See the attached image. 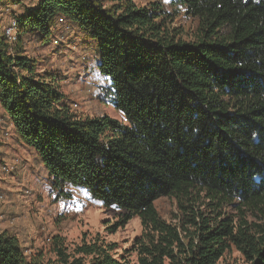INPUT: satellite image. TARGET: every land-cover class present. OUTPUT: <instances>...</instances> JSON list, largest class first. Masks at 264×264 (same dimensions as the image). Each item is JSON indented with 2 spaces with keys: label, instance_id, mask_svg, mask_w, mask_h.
Returning <instances> with one entry per match:
<instances>
[{
  "label": "trees",
  "instance_id": "1",
  "mask_svg": "<svg viewBox=\"0 0 264 264\" xmlns=\"http://www.w3.org/2000/svg\"><path fill=\"white\" fill-rule=\"evenodd\" d=\"M9 1L23 11L12 19L14 52L0 35L8 125L57 202L85 192L122 213L111 232L138 218L141 233L119 255L116 244L70 248L60 235L26 255L2 232L0 264H221L232 250L264 264V0ZM179 14L196 21L189 40L172 26ZM61 17L96 43L108 80L97 90L121 120L73 113L55 77L21 52L25 36L50 41ZM159 198L175 201V223L156 212Z\"/></svg>",
  "mask_w": 264,
  "mask_h": 264
},
{
  "label": "rangeland",
  "instance_id": "2",
  "mask_svg": "<svg viewBox=\"0 0 264 264\" xmlns=\"http://www.w3.org/2000/svg\"><path fill=\"white\" fill-rule=\"evenodd\" d=\"M96 1V0H92ZM104 7L110 8L118 0H98ZM138 6H147L155 0H131ZM168 8L169 0H157ZM25 6L34 0H22ZM23 6L9 0H0V35L13 27V17L20 15ZM53 30V36L45 44H39V38L25 36L21 52L32 58L39 75L54 76L69 103L70 110L78 116L108 115L121 120L119 113L107 101H102L98 87L107 86L108 80L97 72L98 49L96 43L85 39L71 22L59 18ZM180 30L184 40L196 26V21L179 14L172 24ZM16 28L12 32L10 53L14 52ZM46 170L38 163L34 151L25 148L13 133L0 109V233L15 235L25 250V254L47 248L49 239L54 235L62 236L73 248L83 238H94L116 244L117 255L131 250L135 238L141 233V222L132 218L120 226L116 232L110 227L120 220L121 212L106 209L88 199L85 192L74 191L72 200L57 202L46 186ZM201 205V204H200ZM154 207L160 218L173 222L177 205L173 199L159 198ZM233 207L225 209L227 215L234 213ZM248 221L254 220L249 212ZM249 214V216H248ZM221 264H243L239 253L228 252ZM83 264H88L84 258Z\"/></svg>",
  "mask_w": 264,
  "mask_h": 264
},
{
  "label": "bare ground",
  "instance_id": "3",
  "mask_svg": "<svg viewBox=\"0 0 264 264\" xmlns=\"http://www.w3.org/2000/svg\"><path fill=\"white\" fill-rule=\"evenodd\" d=\"M15 24H16L15 22H12L13 27H10L11 30H9V31L6 33V35H7L6 37L8 38L9 41L13 40L12 42H14V38L12 37V32H13V30H14L15 27H16Z\"/></svg>",
  "mask_w": 264,
  "mask_h": 264
}]
</instances>
